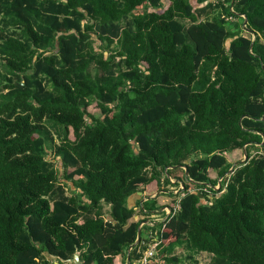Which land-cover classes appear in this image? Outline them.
<instances>
[{"label": "trees", "instance_id": "1", "mask_svg": "<svg viewBox=\"0 0 264 264\" xmlns=\"http://www.w3.org/2000/svg\"><path fill=\"white\" fill-rule=\"evenodd\" d=\"M231 1L0 0V264L137 262L143 229L152 264H264V0Z\"/></svg>", "mask_w": 264, "mask_h": 264}, {"label": "crops", "instance_id": "2", "mask_svg": "<svg viewBox=\"0 0 264 264\" xmlns=\"http://www.w3.org/2000/svg\"><path fill=\"white\" fill-rule=\"evenodd\" d=\"M191 1L195 2L196 0H191ZM168 193H169L168 191H164V192L158 191V192L149 193L148 191H145V190H143L142 187H140L139 192L136 194V196L133 199L130 200L129 203L130 204H134L138 200L139 197H142L141 200H140L141 204L143 202L149 200V199H155L156 198L157 203L159 205H161L166 200H169V201L171 200V198L168 197ZM167 210H168V208L164 207V208H161L159 210H156V211L152 212V214L148 217V219H146V221L144 223H142V224L143 225H149V226L156 225L157 223H159L161 221L160 220L161 218H159L161 215L163 216L165 214V217L166 218L168 217ZM140 218H142V217L135 216L134 220H138ZM143 230H144V235L143 236L145 237L146 240H148V236L150 235V233L155 234V236H156L157 230H155V231L147 230V229H143ZM142 244L144 245V242ZM47 259L49 260V258H47ZM49 262H50V264H58V262L55 261V260H49ZM63 264H66V263H63ZM69 264H71V263H69ZM114 264H137V262L133 261V260H129L128 256H118V257L115 258Z\"/></svg>", "mask_w": 264, "mask_h": 264}, {"label": "built area", "instance_id": "3", "mask_svg": "<svg viewBox=\"0 0 264 264\" xmlns=\"http://www.w3.org/2000/svg\"><path fill=\"white\" fill-rule=\"evenodd\" d=\"M202 1L209 2V3H212L214 5H225L226 6L225 0H202ZM219 188H220V180L218 181V184L215 187V190H218ZM180 189H182V186L180 187ZM204 191H206V189H204ZM178 209H179V199L177 200L176 205L172 211L169 209L167 210V215L171 216V214L175 213ZM142 226H143V224H140L139 227L141 228ZM148 239L152 240V241L146 247V249L142 252V256L137 261V264H152V260L154 259L155 255H156V247L158 246L160 241H159L158 237L152 233H150V235L148 236ZM33 264H42V263L37 260Z\"/></svg>", "mask_w": 264, "mask_h": 264}, {"label": "rangeland", "instance_id": "4", "mask_svg": "<svg viewBox=\"0 0 264 264\" xmlns=\"http://www.w3.org/2000/svg\"><path fill=\"white\" fill-rule=\"evenodd\" d=\"M232 20V19H231ZM88 113L89 114H92V115H95V116H97V114H98V110L97 109H95V108H93V106H90L89 108H88ZM48 151H49V153L50 152H52V147H50V148H48ZM256 151L255 150H253L252 151V153L251 154H254ZM259 152H261L260 150H259ZM226 159H227V162L229 163V164H231V165H234V164H236L237 162H241V161H243L244 160V157L242 156V155H239V154H236V156H226ZM236 162V163H235ZM56 167H58V160H57V164H56ZM180 172V173H179ZM177 173H179L180 175L179 176H182V171H178ZM60 179L61 180H63V182L65 181L62 177H60ZM170 182H171V184L166 188L167 190H168V192H170V193H172V195H176V194H178V190L180 189V187L178 188V187H176V186H174V184L176 183V181H175V179L174 178H172V179H170ZM67 193H69V189L67 188ZM169 197V196H168ZM172 200V199H171ZM170 200V201H171ZM170 201L169 200H166L164 203H162L161 205H164V204H169L170 203ZM159 218H161L160 220V222L159 223H161V222H163L165 219H166V217H165V214L162 216H160ZM158 224V223H157ZM144 235V230H142V236ZM210 257H208V255H206V254H201V255H199L198 256V260H199V263L198 264H208L209 262H210V259H209Z\"/></svg>", "mask_w": 264, "mask_h": 264}, {"label": "water", "instance_id": "5", "mask_svg": "<svg viewBox=\"0 0 264 264\" xmlns=\"http://www.w3.org/2000/svg\"><path fill=\"white\" fill-rule=\"evenodd\" d=\"M233 2H234V0L231 1V5H230L231 7H232V5H233ZM244 24H246V19H245V21H244ZM246 159H247V157H246V155H244V160L241 161V163L244 162ZM233 167H234V166H233ZM186 173H187V172H186ZM140 236H141V229H140V227H139L138 232H137V239H136V242L133 244L132 247L136 246V245L139 243ZM130 249H131V248H130ZM69 263H71V264H82V262L80 261V255H79L78 252H76V253L74 254L73 258H72L71 260H69Z\"/></svg>", "mask_w": 264, "mask_h": 264}]
</instances>
